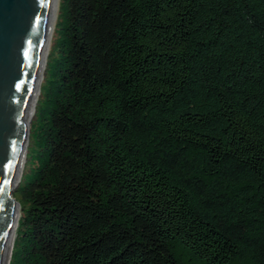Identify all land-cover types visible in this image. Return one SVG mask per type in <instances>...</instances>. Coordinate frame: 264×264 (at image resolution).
<instances>
[{
  "label": "trees",
  "instance_id": "obj_1",
  "mask_svg": "<svg viewBox=\"0 0 264 264\" xmlns=\"http://www.w3.org/2000/svg\"><path fill=\"white\" fill-rule=\"evenodd\" d=\"M8 264H264V0H60Z\"/></svg>",
  "mask_w": 264,
  "mask_h": 264
},
{
  "label": "water",
  "instance_id": "obj_2",
  "mask_svg": "<svg viewBox=\"0 0 264 264\" xmlns=\"http://www.w3.org/2000/svg\"><path fill=\"white\" fill-rule=\"evenodd\" d=\"M51 3L0 0V264L18 202L17 172L30 128L29 124L26 129L25 119L45 57Z\"/></svg>",
  "mask_w": 264,
  "mask_h": 264
},
{
  "label": "bare ground",
  "instance_id": "obj_3",
  "mask_svg": "<svg viewBox=\"0 0 264 264\" xmlns=\"http://www.w3.org/2000/svg\"><path fill=\"white\" fill-rule=\"evenodd\" d=\"M59 1L60 0H52V3H51V16H50V19H49V22H48V29H47V33H46V37H45L44 46H43L45 57H44L41 73H40V76H39L37 88H36L32 98H31L30 108H29L27 117L25 119V127H26V129H28L29 124L31 122V119L33 117V114L35 112V106H36L37 98H38L39 91H40V85H41L42 77H43V74H44L45 65H46V62H47V57H48V54H49V49H50V45H51L52 36L54 34V27H55V22H56V18H57ZM26 139L27 138L25 137V139H24V147H23V152H22V158H21V163H20V166H19V169H18V172H17L16 182L21 177L23 164H24L25 157H26V149H27V140ZM19 206H20L19 202H17V204H15V206H14L13 215H12V219H11V224H10V227H9L8 238H7V242H6V248H5L4 257H3V264H7L8 260H9V257H10L11 246H12V243L14 241L13 239H14V235L16 233L18 220H19V216H20V212H19L20 208H19Z\"/></svg>",
  "mask_w": 264,
  "mask_h": 264
},
{
  "label": "rangeland",
  "instance_id": "obj_4",
  "mask_svg": "<svg viewBox=\"0 0 264 264\" xmlns=\"http://www.w3.org/2000/svg\"><path fill=\"white\" fill-rule=\"evenodd\" d=\"M52 41V40H51ZM51 46V45H50ZM45 67H46V65H45ZM42 80H43V77H42ZM42 82V81H41ZM38 97H39V95H38ZM38 99V98H37ZM34 115V114H33ZM33 118V117H32ZM32 120V119H31ZM31 123V122H30ZM30 129V128H29ZM28 140H29V137H28ZM28 146V145H27ZM26 152H27V149H26ZM25 161H26V157H25ZM25 161H24V164H23V169H22V173H21V177H20V180H21V178H22V174H23V171H24V166H25ZM18 185H19V183H18ZM16 193V192H15ZM15 193H14V196H15ZM16 198V197H15ZM17 200V199H16ZM19 212L21 213V209L19 210ZM20 217V216H19ZM16 235V234H15ZM15 235H14V239H15ZM13 239V240H14ZM14 242V241H13ZM12 246H13V243H12ZM12 246H11V251H12ZM10 254H11V252H10ZM9 260H10V257H9ZM9 260H8V263H9ZM7 263V264H8Z\"/></svg>",
  "mask_w": 264,
  "mask_h": 264
}]
</instances>
